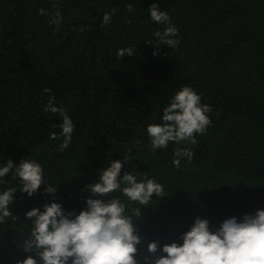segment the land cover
Listing matches in <instances>:
<instances>
[{"label": "trees", "instance_id": "obj_1", "mask_svg": "<svg viewBox=\"0 0 264 264\" xmlns=\"http://www.w3.org/2000/svg\"><path fill=\"white\" fill-rule=\"evenodd\" d=\"M153 3L178 29L175 48L153 42L167 26L150 19ZM57 11L59 26L49 23ZM106 13L111 19L103 24ZM122 48L134 54L117 57ZM184 86L212 107L211 125L195 146L169 143L153 152L146 128L161 123L163 108ZM51 94L75 125L64 151L62 117L43 111ZM185 146L194 156L177 168L174 149ZM126 154L121 178L147 175L165 193L148 206L119 191L103 198H119L128 215L141 208L133 217L138 264L151 242L182 244L196 218L214 232L226 219L264 210V0H0V166L30 159L46 181L32 197L11 174L0 184V192L17 188L9 206L16 219L0 223V264L36 258L22 247L32 226L26 212L55 202L78 215L87 207V186ZM48 185L56 186L54 195L45 194Z\"/></svg>", "mask_w": 264, "mask_h": 264}, {"label": "clouds", "instance_id": "obj_2", "mask_svg": "<svg viewBox=\"0 0 264 264\" xmlns=\"http://www.w3.org/2000/svg\"><path fill=\"white\" fill-rule=\"evenodd\" d=\"M127 10L133 11L132 6L128 5ZM38 11L41 15L47 14L45 9ZM148 12L154 23L167 25L163 31L154 33L153 42L175 48L180 43L176 38L178 29L172 25L168 13L161 11L156 3ZM111 15L106 13L103 16V24L110 22ZM62 20L57 11L49 23L59 26ZM133 54V48H122L118 50L117 57ZM157 54L153 53L154 56ZM44 91L51 92L50 89ZM201 99L190 86L182 87L171 97L162 110L161 123H152L146 128L149 148L153 152L167 148L169 143L197 144L196 135L204 134L211 125L208 114L212 112V107L202 104ZM43 111L62 117L59 128L64 139L59 151L66 150L75 130L72 119L64 108L55 106L54 94L49 96ZM49 136L53 140L58 138L56 132H51ZM193 156L191 147H177L172 164L179 168L181 159L187 158L190 163ZM124 163H127V154L123 162L112 161L110 166L99 171L98 182L87 186L86 210L78 215L66 213L61 204L55 202L45 204L42 212L38 208L26 212L25 217L32 226L22 247L26 253L34 251L36 258L29 255L17 264H138L137 246L141 244V238L133 217L141 216V208L132 209L131 215H128L127 205L119 198H103L119 191L128 201L148 206L154 195L162 198L165 193L163 186L147 175H143V180L139 182L137 175L132 173H124L121 178ZM10 174L13 180H19V190L28 197L46 184L42 166L30 159L22 160L18 166L8 159L0 166V184L8 183L4 178ZM16 191L17 188L8 187L0 192V223L8 217L16 219L9 210ZM56 191V186L45 187V194L54 195ZM180 239L182 244L173 242L162 248L159 242L149 243V255L144 257V264H264V210H258L254 216L244 215L239 222L235 217L226 219L214 232L210 230L208 220L196 218L190 230ZM158 251L163 255L152 259Z\"/></svg>", "mask_w": 264, "mask_h": 264}]
</instances>
